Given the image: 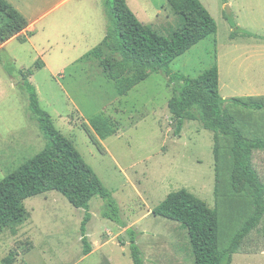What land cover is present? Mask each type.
<instances>
[{
  "label": "rangeland",
  "instance_id": "1",
  "mask_svg": "<svg viewBox=\"0 0 264 264\" xmlns=\"http://www.w3.org/2000/svg\"><path fill=\"white\" fill-rule=\"evenodd\" d=\"M6 1L28 27L20 34L26 43L13 38L0 47V181L46 144L20 89L22 73L31 70L27 80L40 107L112 194L124 226L102 219L104 203L92 199L85 226L91 252L84 256L85 212L57 192L35 196L23 203L26 219L0 231V264H132L127 229L137 233L143 264H194L187 231L152 214L180 189L217 212L223 248L253 210L248 190L236 195L230 189V141L218 137L215 144L214 135L197 121L185 122L174 136L167 108L172 85L160 73L125 96L116 95L100 61L85 57L104 38V0ZM199 1L217 31L174 60L170 69L196 78L215 64L221 97L262 105L261 111L225 108L245 138L264 141V0ZM126 2L142 24L161 35L178 25L166 0ZM98 115L116 125L113 136L102 140L93 130L89 120ZM252 163L264 186V151L254 152ZM231 264H264V217L241 242Z\"/></svg>",
  "mask_w": 264,
  "mask_h": 264
},
{
  "label": "trees",
  "instance_id": "2",
  "mask_svg": "<svg viewBox=\"0 0 264 264\" xmlns=\"http://www.w3.org/2000/svg\"><path fill=\"white\" fill-rule=\"evenodd\" d=\"M166 3L179 22L164 36L151 26L142 24L126 0H104L107 20L104 38L85 57L100 61L106 79L113 82L118 96H125L151 74H162L172 85V97L167 108L174 136H179L185 122L197 121L204 130L214 135L215 144L218 137L230 141L229 186L236 195L248 190L253 210L223 248L219 245L217 212L185 189L167 195L153 208L152 214L176 222L187 231L194 264H231L241 242L264 217V186L252 163L254 152L264 151V141L245 138L225 105L230 104L244 111H261L262 105L221 97L219 72L215 64L196 78L172 72L170 65L174 60L215 34L217 26L199 0H166ZM232 25L235 26L234 23ZM27 27L25 17L6 0H0V47L13 38L26 43L27 37L20 38V34ZM234 36L231 35V38ZM41 66L38 65L39 68ZM31 72L22 73L20 89L26 95L29 115L46 144L43 150L0 181V231L26 219L25 200L57 192L74 209L85 212L81 241L83 255L87 256L91 252L85 234V226L90 219V201L94 198L102 200V219L124 226L120 221V210L112 194L72 142L54 127L49 114L40 107L35 87L27 80ZM89 122L102 140L117 131L116 125L101 115L92 117ZM214 156L217 157L216 146ZM125 235L132 264H143L137 233L127 229ZM119 242L124 246L121 239Z\"/></svg>",
  "mask_w": 264,
  "mask_h": 264
},
{
  "label": "crops",
  "instance_id": "3",
  "mask_svg": "<svg viewBox=\"0 0 264 264\" xmlns=\"http://www.w3.org/2000/svg\"><path fill=\"white\" fill-rule=\"evenodd\" d=\"M9 42V41H8Z\"/></svg>",
  "mask_w": 264,
  "mask_h": 264
}]
</instances>
